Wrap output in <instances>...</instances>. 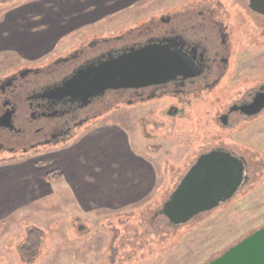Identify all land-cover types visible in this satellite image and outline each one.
<instances>
[{
  "label": "rangeland",
  "instance_id": "1",
  "mask_svg": "<svg viewBox=\"0 0 264 264\" xmlns=\"http://www.w3.org/2000/svg\"><path fill=\"white\" fill-rule=\"evenodd\" d=\"M200 2L217 8L220 4L239 27V68L225 89L243 76L263 79L264 15L249 9V0H5L0 4V77L23 65L51 62L85 40L114 35L162 9L174 11ZM175 102L170 95L145 105L120 104L85 123L68 139V147L48 149V159L56 157L57 164L39 166L47 172L58 170L70 148L68 159L78 170L79 186L53 179V192L36 193L33 202L15 212L10 207L12 167L4 168L14 161L34 162L38 155L12 160L11 154L0 153L7 158L0 164V189L6 199L1 206L10 208L0 221V264H26L16 248L33 225L46 232L35 264H209L262 228L264 169L234 198L188 222L173 225L159 212L199 154L216 142L235 140L241 147L251 143L264 149V120L233 136L209 123L218 107L210 112L200 101L185 107L183 117L162 113ZM262 158L255 157L253 163ZM139 160L150 163L156 174L153 191L143 199L151 171Z\"/></svg>",
  "mask_w": 264,
  "mask_h": 264
},
{
  "label": "flooded vegetation",
  "instance_id": "2",
  "mask_svg": "<svg viewBox=\"0 0 264 264\" xmlns=\"http://www.w3.org/2000/svg\"><path fill=\"white\" fill-rule=\"evenodd\" d=\"M4 1L0 0V4ZM248 4L254 13L263 15L250 7V0ZM163 10L114 35L85 40L51 62L23 65L0 77V153L11 154V159L38 155L35 158L40 164L48 160L49 148L67 144L85 123L106 116L117 105H145L170 95L176 102L164 109V114L183 117L185 107L204 101L211 107L210 112L218 107L209 123L222 131L234 136L257 127L264 120V98L259 100L262 106L254 104L264 95V78L243 76L225 89L230 78L237 76V48L241 42L239 27L227 18V11L220 4L217 8L202 2L174 11ZM152 44L180 53L194 74H177L168 81L145 86L110 89L88 101L54 92L80 68ZM249 79L252 82L246 85ZM234 142H216L203 153L221 149L243 160L244 179L239 191L264 169L263 158L253 163L255 157L264 155V149L251 143L241 147Z\"/></svg>",
  "mask_w": 264,
  "mask_h": 264
},
{
  "label": "water",
  "instance_id": "3",
  "mask_svg": "<svg viewBox=\"0 0 264 264\" xmlns=\"http://www.w3.org/2000/svg\"><path fill=\"white\" fill-rule=\"evenodd\" d=\"M250 7L264 15V0H250ZM177 74L191 76V66L176 51L157 44L109 56L98 64L80 68L64 85L59 96L88 101L110 89L139 87L170 80ZM260 95L254 105H260ZM244 162L230 152L215 149L199 155L161 213L173 225L190 221L230 200L244 179ZM209 264H264V226L232 245Z\"/></svg>",
  "mask_w": 264,
  "mask_h": 264
},
{
  "label": "crops",
  "instance_id": "4",
  "mask_svg": "<svg viewBox=\"0 0 264 264\" xmlns=\"http://www.w3.org/2000/svg\"><path fill=\"white\" fill-rule=\"evenodd\" d=\"M66 147H68V144H65ZM69 151L70 148L68 150L65 151L64 153V157L60 158V162L62 164L59 163L58 166L60 170H62L64 172V177L60 178L61 179H67L69 180V182L71 183L72 187L76 188L77 186H79L80 182L78 180V174H77V168L72 166V161H69ZM52 162L48 165H45L46 167L53 165L54 163L57 162V158L56 157H52ZM139 163L142 166H145L148 170L151 171V174L149 177L150 180L147 181V186L144 188V191L141 195V198H145L148 194H150L153 191L154 185H155V180H156V174L154 171V168L152 165H150V163H148L147 161H140ZM0 164H5L4 162H0ZM13 164V163H12ZM9 165L8 167H5L4 170H8L10 167H12L11 173L13 175V190L14 193L11 197L12 201H13V205H10V207H15L13 209V212H15L16 208L21 207L24 204H28L30 202H33V200L36 198V193H46L48 191L49 192H53V187L50 184L51 180L47 179V175L50 172H47L43 169H39L40 165L34 161V162H28V161H23V162H17L14 161L13 165ZM57 164V163H56ZM72 166V167H71ZM43 168V167H41ZM17 170V171H16ZM16 171V173H14ZM149 171V172H150ZM7 172V174H8ZM15 175V176H14ZM7 178V177H6ZM9 178H7L6 180H8ZM5 180V179H4ZM53 180V179H52ZM1 186L3 185V181L0 184ZM3 188L1 187L0 189V208H2L0 210V221L4 218L7 217L9 215V211L10 208L7 210L3 209V206H1L3 204V202L6 200L4 198V194ZM35 196V197H34ZM81 198V202L83 204H85V200L84 198ZM10 199V198H9ZM86 203H90L89 207L92 206L91 201L90 202H86ZM125 205V202L124 204Z\"/></svg>",
  "mask_w": 264,
  "mask_h": 264
},
{
  "label": "trees",
  "instance_id": "5",
  "mask_svg": "<svg viewBox=\"0 0 264 264\" xmlns=\"http://www.w3.org/2000/svg\"><path fill=\"white\" fill-rule=\"evenodd\" d=\"M4 161V160H3ZM0 162H2L0 160ZM52 162L51 159L41 162L39 165H46ZM64 177V172L60 169L48 173L47 179H60ZM27 232L22 243L17 246V252L22 262L35 264L41 255V250L45 244L46 232L38 225L27 227Z\"/></svg>",
  "mask_w": 264,
  "mask_h": 264
}]
</instances>
